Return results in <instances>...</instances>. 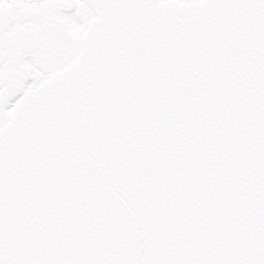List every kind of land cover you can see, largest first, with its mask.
I'll use <instances>...</instances> for the list:
<instances>
[{"label":"snow or ice","instance_id":"1","mask_svg":"<svg viewBox=\"0 0 264 264\" xmlns=\"http://www.w3.org/2000/svg\"><path fill=\"white\" fill-rule=\"evenodd\" d=\"M0 264H264V0H0Z\"/></svg>","mask_w":264,"mask_h":264}]
</instances>
